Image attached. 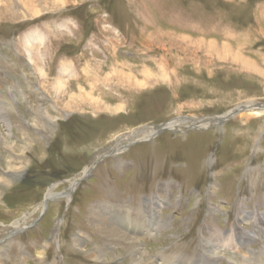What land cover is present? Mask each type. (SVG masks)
I'll list each match as a JSON object with an SVG mask.
<instances>
[{"label":"rangeland","instance_id":"rangeland-1","mask_svg":"<svg viewBox=\"0 0 264 264\" xmlns=\"http://www.w3.org/2000/svg\"><path fill=\"white\" fill-rule=\"evenodd\" d=\"M1 1L0 264H264V0Z\"/></svg>","mask_w":264,"mask_h":264},{"label":"bare ground","instance_id":"bare-ground-1","mask_svg":"<svg viewBox=\"0 0 264 264\" xmlns=\"http://www.w3.org/2000/svg\"><path fill=\"white\" fill-rule=\"evenodd\" d=\"M3 1V0H2ZM1 1V2H2ZM32 39H34L32 36L31 37H28L26 40H27V42H28V44H29V46H30V44L32 43ZM30 42V43H29ZM29 57H30V59L33 61V59H32V54H31V52H29ZM40 73L42 74V76H45L44 75V72H43V70H40ZM65 88V85H64V83H62V82H58V85H57V89H59V90H63ZM229 115V117H232V118H234V119H250V118H253V117H258V116H262V115H264V105H259V104H256L255 102H248V103H246V104H244V105H241V106H239L237 109H236V111H234V112H231V113H229L228 114ZM228 115H227V117H228ZM1 116V115H0ZM171 126H173V125H171ZM169 127V126H168ZM2 138V137H1ZM9 167H11L10 165H9ZM13 168V167H12ZM16 174H18V172H16ZM264 216V215H263ZM122 235V234H121ZM117 237V236H116ZM121 238V237H120ZM123 238V237H122ZM127 238V237H126ZM131 238V237H130ZM122 241H124L123 239H122ZM131 241V240H130ZM129 242V241H128ZM134 242V241H133ZM125 243V242H124ZM139 243V242H138ZM131 246V245H130ZM134 247V246H133ZM131 248V247H130ZM138 248V247H137ZM135 249V248H134ZM133 249V250H134ZM140 249V248H139ZM137 255V254H136ZM213 256V259L215 260V259H218L217 258V256L220 258L221 256H222V254H219V253H214V254H212ZM217 255V256H216ZM211 256V255H210ZM138 260V259H137ZM140 261H141V258H140ZM137 264H139V262L137 263ZM141 264V263H140Z\"/></svg>","mask_w":264,"mask_h":264},{"label":"water","instance_id":"water-1","mask_svg":"<svg viewBox=\"0 0 264 264\" xmlns=\"http://www.w3.org/2000/svg\"><path fill=\"white\" fill-rule=\"evenodd\" d=\"M259 105H264V103H258ZM240 106V105H239ZM238 106V107H239ZM238 107H236L232 112H234V111H236V109L238 108ZM228 118H226V117H223V118H218V121L219 122H223V121H225V120H227ZM168 124L169 123H167V124H164L163 126H162V128H161V131L162 130H165V129H168L169 127H168ZM80 182V180L79 181H76V183H75V185L76 184H78ZM45 205L47 206V199H46V201H45Z\"/></svg>","mask_w":264,"mask_h":264}]
</instances>
